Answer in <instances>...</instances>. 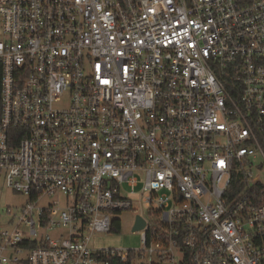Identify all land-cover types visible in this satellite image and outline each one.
I'll return each instance as SVG.
<instances>
[{
	"label": "built area",
	"instance_id": "1",
	"mask_svg": "<svg viewBox=\"0 0 264 264\" xmlns=\"http://www.w3.org/2000/svg\"><path fill=\"white\" fill-rule=\"evenodd\" d=\"M258 167L264 0H0V264H264Z\"/></svg>",
	"mask_w": 264,
	"mask_h": 264
},
{
	"label": "rangeland",
	"instance_id": "2",
	"mask_svg": "<svg viewBox=\"0 0 264 264\" xmlns=\"http://www.w3.org/2000/svg\"><path fill=\"white\" fill-rule=\"evenodd\" d=\"M256 177L264 183V169L259 167L253 171ZM138 193L140 191L137 190ZM127 193V191H126ZM133 200L139 198L138 195L132 197ZM28 201L24 195H20L11 190L5 181V177L0 175V228H6L9 221L8 216L5 215L7 209H19L23 207ZM143 213L148 221L155 220L151 215H148L145 204L134 202V210L124 212L120 216L122 221L120 232L116 233H96L91 238L89 247L92 250L111 249V250H141L144 248L142 232H133L136 216Z\"/></svg>",
	"mask_w": 264,
	"mask_h": 264
},
{
	"label": "trees",
	"instance_id": "3",
	"mask_svg": "<svg viewBox=\"0 0 264 264\" xmlns=\"http://www.w3.org/2000/svg\"><path fill=\"white\" fill-rule=\"evenodd\" d=\"M253 198L256 200L258 204H264V185H258L257 188L252 190ZM114 232L118 233L120 232L121 228L117 225L114 228Z\"/></svg>",
	"mask_w": 264,
	"mask_h": 264
},
{
	"label": "water",
	"instance_id": "4",
	"mask_svg": "<svg viewBox=\"0 0 264 264\" xmlns=\"http://www.w3.org/2000/svg\"><path fill=\"white\" fill-rule=\"evenodd\" d=\"M144 226H145V222L141 218H138L136 226L133 228V232L135 233L142 230Z\"/></svg>",
	"mask_w": 264,
	"mask_h": 264
}]
</instances>
